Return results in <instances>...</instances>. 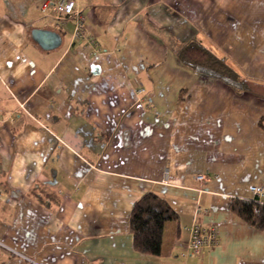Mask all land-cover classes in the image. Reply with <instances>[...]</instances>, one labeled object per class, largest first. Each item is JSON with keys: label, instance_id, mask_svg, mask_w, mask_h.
Masks as SVG:
<instances>
[{"label": "crops", "instance_id": "1", "mask_svg": "<svg viewBox=\"0 0 264 264\" xmlns=\"http://www.w3.org/2000/svg\"><path fill=\"white\" fill-rule=\"evenodd\" d=\"M76 1L77 41L43 0H0V264H264V230L228 208L264 188V0ZM36 28L61 45L42 48ZM163 30L248 89L184 65ZM149 192L178 215L160 256L130 229ZM195 221L218 244L183 258Z\"/></svg>", "mask_w": 264, "mask_h": 264}, {"label": "trees", "instance_id": "2", "mask_svg": "<svg viewBox=\"0 0 264 264\" xmlns=\"http://www.w3.org/2000/svg\"><path fill=\"white\" fill-rule=\"evenodd\" d=\"M167 34L168 47L187 67L202 75L220 79L231 86L237 93L245 92L247 84L227 62L215 55L210 49L197 40L179 42L170 33ZM31 192L36 200L45 203V199L56 201L44 190ZM231 212L245 220L251 227L264 230V202L259 198L229 200ZM178 215L167 201L159 194L149 192L143 195L134 205L130 216V229L134 236L135 249L144 254L160 256L162 254L163 233L167 222L177 220Z\"/></svg>", "mask_w": 264, "mask_h": 264}, {"label": "built area", "instance_id": "3", "mask_svg": "<svg viewBox=\"0 0 264 264\" xmlns=\"http://www.w3.org/2000/svg\"><path fill=\"white\" fill-rule=\"evenodd\" d=\"M41 9L67 17L73 16L76 23L73 38L75 41L83 38L85 21L84 17L77 10L76 0H43ZM139 91L143 92L144 90ZM197 180L204 181L206 177L204 175H198ZM252 189L259 199L264 196V188L262 186L256 185ZM189 235L188 241L185 242L179 252L183 258L191 255H199L203 250L218 244V230L215 227L205 228L197 221L193 222L189 227Z\"/></svg>", "mask_w": 264, "mask_h": 264}, {"label": "water", "instance_id": "4", "mask_svg": "<svg viewBox=\"0 0 264 264\" xmlns=\"http://www.w3.org/2000/svg\"><path fill=\"white\" fill-rule=\"evenodd\" d=\"M33 39L44 49L52 50L61 45V35L55 31L46 29H34L32 31Z\"/></svg>", "mask_w": 264, "mask_h": 264}, {"label": "rangeland", "instance_id": "5", "mask_svg": "<svg viewBox=\"0 0 264 264\" xmlns=\"http://www.w3.org/2000/svg\"><path fill=\"white\" fill-rule=\"evenodd\" d=\"M65 37V36H64Z\"/></svg>", "mask_w": 264, "mask_h": 264}]
</instances>
